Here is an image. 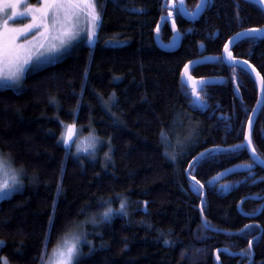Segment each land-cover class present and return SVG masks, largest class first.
<instances>
[{
    "label": "trees",
    "instance_id": "obj_1",
    "mask_svg": "<svg viewBox=\"0 0 264 264\" xmlns=\"http://www.w3.org/2000/svg\"><path fill=\"white\" fill-rule=\"evenodd\" d=\"M212 1L188 22L173 0H98L94 45L30 73L21 89H7L8 105L30 106L36 119L27 145L11 141L13 124L0 119V152L23 184L0 202L1 257L46 263L81 226L78 264H217L221 249L234 254H219L222 264H264V211L253 219L238 211L243 199L263 197L264 168L233 147L245 143L258 86L248 71L222 61L237 33L264 28V9ZM184 2L192 12L200 0ZM169 11L181 35L174 52L156 44ZM160 36L165 44L173 37L167 22ZM232 55L264 76L263 38L237 42ZM206 57L215 60L191 76L216 82L203 87L198 106L180 78L186 64ZM24 113L29 118L31 108ZM256 119L252 146L264 162V105ZM69 125L79 137L102 140L95 155L65 144ZM246 165L253 167L221 176ZM260 206L247 200L241 208L253 215Z\"/></svg>",
    "mask_w": 264,
    "mask_h": 264
},
{
    "label": "snow or ice",
    "instance_id": "obj_2",
    "mask_svg": "<svg viewBox=\"0 0 264 264\" xmlns=\"http://www.w3.org/2000/svg\"><path fill=\"white\" fill-rule=\"evenodd\" d=\"M207 3L208 0H200L196 9L187 14L197 15L199 10L207 6ZM173 4H175V0H173ZM180 5L183 9L184 0H180ZM81 15L87 18V39L91 42L96 36V28L100 21V13L97 11L94 0H39L37 4L29 3L28 0H0V87L19 86L29 66H36L34 57L38 63L40 56L44 55L45 52L55 55L64 50L65 46L70 45L78 34V21ZM168 15L171 16L170 11ZM172 26L175 28L174 19ZM157 31H159V25H157ZM33 33L31 39H28L29 35ZM250 33L264 35V28L254 27L236 35L241 36ZM22 36L25 37L23 42L20 41ZM224 50L231 60L236 59L232 56L228 44L224 45ZM184 70L187 74L188 64L184 66ZM256 76L261 83V92L264 93V76H261L259 72L256 73ZM189 79L193 78L189 76ZM257 103L260 102L257 101ZM252 124L253 122L249 118L245 143L233 147L250 150L255 156L256 149L252 146ZM68 128L74 129L75 125H69ZM65 142H67V138H65ZM203 155L202 153L201 156ZM257 159L259 158L257 157ZM246 167L250 169L253 165H246ZM3 168L4 160L0 158V170ZM15 182L13 180V184ZM11 190L12 188L7 181H0V195L7 196ZM124 207V201H121V210ZM109 215V211L103 214L105 219L109 218ZM167 242L165 241V243ZM54 252L55 260H49L47 264H78L79 251L75 243L64 240L61 246L54 249ZM41 260L42 264H45L43 257Z\"/></svg>",
    "mask_w": 264,
    "mask_h": 264
},
{
    "label": "rangeland",
    "instance_id": "obj_3",
    "mask_svg": "<svg viewBox=\"0 0 264 264\" xmlns=\"http://www.w3.org/2000/svg\"><path fill=\"white\" fill-rule=\"evenodd\" d=\"M97 1L94 0L97 6ZM29 3L37 4L39 3V0H28ZM97 11H98V6H97ZM99 12V11H98ZM100 22V21H99ZM98 22V25H99ZM87 28H88V23H87V18L84 15H81L78 21V34L75 39H73L70 43V45L65 46V49L62 50L58 54H49L47 52L44 53V55L40 56L39 62L37 63L35 61V57L33 58L34 64L36 65L35 67L29 66V69L26 70L24 78L19 86H14L11 87L13 89H21L23 86L24 80L28 77L30 73L36 72L40 69H43L45 67H48L51 64H55L60 62V60L66 58L69 56L71 53H74L77 51V49L81 48L83 45H88L92 46L94 45L98 39V27L96 28V36L93 38L91 42L88 41L87 39ZM33 34H30L28 39H31ZM25 37H20V41L23 42ZM8 89V88H7ZM4 90L6 91V88L1 87L0 88V119L4 120H9L8 123L13 124V137L11 141L18 142V140L23 138V144H29V137L31 133V128L34 124L35 121V115L36 111L32 107H26V106H21L18 104L17 106L14 104L13 106H9L8 103L6 102V97L4 94ZM9 106V107H7ZM31 108V113L29 118L25 115L24 110L25 109ZM7 109V111H1ZM2 114H5L7 116H2ZM2 123H5V121L1 120ZM95 136V135H94ZM97 137V138H95ZM89 136V137H79V132L76 128L74 129H69L67 128L65 134H64V141L65 138H67V142L65 144L67 145H73L74 149L76 151L77 155H86L92 157L93 153L97 151V149L102 145L101 144V139L98 136ZM98 139V140H97ZM100 141V142H99ZM99 142V143H98ZM95 155V153H94ZM0 158H3L4 160V168L3 170H0V181H7L9 185L11 186L12 190L8 192L7 196L0 195V202L5 199L11 198L14 194L19 193L23 187L22 184V173L20 170H18L13 163L11 162L10 158L5 156L3 153L0 152ZM13 180H15V184H13ZM84 228L78 226V228L73 229L67 235L65 238L57 245L61 246L64 242V240L69 241L70 243H75L77 245L78 251L80 252V244L86 239V236L84 234ZM3 243H0V249L2 247ZM56 247V248H57ZM55 248V249H56ZM55 252L53 251L51 255L46 259V263L49 260H55ZM79 260V259H78ZM0 264H10L8 260L5 257L0 256Z\"/></svg>",
    "mask_w": 264,
    "mask_h": 264
},
{
    "label": "water",
    "instance_id": "obj_4",
    "mask_svg": "<svg viewBox=\"0 0 264 264\" xmlns=\"http://www.w3.org/2000/svg\"><path fill=\"white\" fill-rule=\"evenodd\" d=\"M246 1H249V2H251L253 4H257L262 9H264V1L263 0H246ZM212 2H213L212 0H208L207 6L204 7L202 10H199L197 15H195V16L187 14V13H191V12H188L186 10L185 2H184L183 9L181 8L180 0H176L175 4L172 3V8L173 9H177L178 13H180L181 17L184 20H186L188 22H190V21L194 22V21H196V20H198L200 18V16L204 13L205 9L208 7L209 3H212ZM172 21H173V19L171 18V16L168 15V17H164V19L159 23V31H157V35H156L157 36V38H156L157 46L161 47L166 52H174V51H176L180 47L179 45H180V42H181V35L177 31L176 24H175V28H173ZM165 22L170 24V27H171V30H172V35H173V37L171 38V40L169 41L168 44H165L162 41L161 36H160V32H161ZM242 33H244V32H242ZM256 36L264 39V35H261L260 33H250V34L241 35V36L235 35L226 44L229 45V50L232 53V49L235 46V44H237V42H239V41H241V40H243L245 38H248V37H256ZM222 55H223L222 56L223 63H225L227 66H230V67H233V68L241 67L244 70L248 71L251 74V76L254 77L256 85L258 86V97H259L258 101L260 103L259 104L256 103V105L253 108L254 110L252 111V113L250 115V118H251V120L253 122V124H252V129H253V126H254V124H255V122L257 120L256 118L258 117L259 112L261 111L262 106L264 105V93L261 92V83H260V80L256 76L257 70L252 65H250L248 62L245 63L244 61H241V60H239L237 58L235 60H231L228 57V55L225 52V50H223ZM232 56L234 57V55H232ZM213 60H215V58L212 59V58L206 57V58H202L200 60L192 61V63L188 64V73L185 74V70H183L182 74H181V78L180 79L182 81V84L187 89H189L192 92L193 98L196 101L198 106H201V100H200L199 95H197V93H200L203 90V87L209 86L211 84H214L216 82V80H206V79L196 80L195 78H193L191 76V73H192V70L195 67L202 66V64L213 62ZM189 76H191L193 79L190 80ZM246 131H248V125H247V128H246ZM252 132H253V130H252ZM247 151H248V153L251 154L253 162L264 168V163H262L263 162L262 160L257 159V157H258L257 154H255V156H253V154L251 153L250 150H247ZM207 152H209V151H207ZM249 170L250 169L248 167L240 166V167H237V168L230 169L226 173L221 174V176H227L228 174H231V173H233V174L240 173V171H242V172L245 171L246 172V171H249ZM203 198H204V196H203ZM247 200H254V201L263 202V203L261 204L259 210L256 213H253V215H248V214H245L244 212H242V208H241L243 202H245ZM263 210H264V195H263V197H250V198L243 199L241 201V203L238 205V211L240 212V214L243 215L245 218H248V219H253V218L259 217L262 214ZM215 260H216L217 264H221L220 260L218 258V255L216 256Z\"/></svg>",
    "mask_w": 264,
    "mask_h": 264
},
{
    "label": "bare ground",
    "instance_id": "obj_5",
    "mask_svg": "<svg viewBox=\"0 0 264 264\" xmlns=\"http://www.w3.org/2000/svg\"><path fill=\"white\" fill-rule=\"evenodd\" d=\"M241 172V171H240ZM264 211V210H263ZM222 252H225V253H228L229 255L233 256L234 254H232L231 252H229L228 250L226 249H221V251H217L216 252V256L218 255V258H219V254H221ZM220 260V259H219ZM221 263V262H220ZM222 264V263H221Z\"/></svg>",
    "mask_w": 264,
    "mask_h": 264
},
{
    "label": "crops",
    "instance_id": "obj_6",
    "mask_svg": "<svg viewBox=\"0 0 264 264\" xmlns=\"http://www.w3.org/2000/svg\"><path fill=\"white\" fill-rule=\"evenodd\" d=\"M1 88V87H0ZM6 90H7V88H6ZM4 94H6V91L4 90ZM7 103H9L8 101H7ZM12 105H14V103H11ZM16 106L18 105V104H15ZM32 129V128H31ZM32 131V130H31ZM23 142V138L21 139H19L18 140V142L17 143H22Z\"/></svg>",
    "mask_w": 264,
    "mask_h": 264
},
{
    "label": "flooded vegetation",
    "instance_id": "obj_7",
    "mask_svg": "<svg viewBox=\"0 0 264 264\" xmlns=\"http://www.w3.org/2000/svg\"><path fill=\"white\" fill-rule=\"evenodd\" d=\"M177 11V10H176ZM263 202H261V204H262Z\"/></svg>",
    "mask_w": 264,
    "mask_h": 264
}]
</instances>
